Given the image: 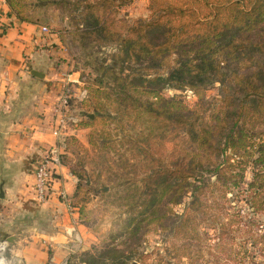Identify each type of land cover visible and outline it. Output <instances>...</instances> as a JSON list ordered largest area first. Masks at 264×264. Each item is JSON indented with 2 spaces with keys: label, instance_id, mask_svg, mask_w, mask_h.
<instances>
[{
  "label": "trees",
  "instance_id": "obj_1",
  "mask_svg": "<svg viewBox=\"0 0 264 264\" xmlns=\"http://www.w3.org/2000/svg\"><path fill=\"white\" fill-rule=\"evenodd\" d=\"M133 1L76 4L85 37L97 34L99 40L118 44L111 62L100 67L93 94L99 97L109 85L107 97L115 96L121 118L134 125L119 141L117 186L124 193L120 199L127 213L121 231L136 236L152 228L166 229L169 215H175V208L190 195L185 211L177 216L173 236L181 243L171 245V259L180 264L188 258L195 264L205 240L212 238L209 229L216 230L220 223L221 241L224 227L234 223L222 222L221 213L212 212L213 205H224L217 198L225 199L240 187L251 166L247 203L264 207V132H256L264 122V0H148L150 15L134 20L121 36L114 30V14ZM7 3L17 19L35 23L27 15L26 0ZM214 82H220L222 94L209 98L206 91ZM167 87L189 88L197 100L189 106L178 95L166 97ZM95 110L105 111V105L97 100ZM108 143L105 140L103 148ZM84 194L79 183L74 197ZM80 202L82 218L86 201ZM202 225L207 227L204 232ZM108 257L102 251L84 262L103 264ZM111 259L113 264H127Z\"/></svg>",
  "mask_w": 264,
  "mask_h": 264
},
{
  "label": "rangeland",
  "instance_id": "obj_2",
  "mask_svg": "<svg viewBox=\"0 0 264 264\" xmlns=\"http://www.w3.org/2000/svg\"><path fill=\"white\" fill-rule=\"evenodd\" d=\"M45 1L47 4L40 5L39 0H26L29 5L27 15L36 24L47 26L50 33L56 35L59 43L53 50V62L47 71L55 73L56 78L53 80L60 85L59 95L70 96L69 116L72 119H68V125L86 128L79 136L66 137L64 151L59 152L57 147H51L56 148L60 162L66 164L72 174L74 170L81 175L82 179L75 176L78 178L77 185L80 183L83 186L85 194L79 198L75 197V203L81 208L80 201H86L81 219L92 234L89 248L70 254L62 264H66L68 260L75 264H87L84 260H88L91 255L98 256L102 251H106L110 258L103 264H113L111 258L116 257L127 264H174L175 259H171V245L173 242L178 245L181 243L173 236L179 221L177 216L185 211L190 195L175 208V215H169L165 223L166 229L152 228L148 233L136 236L121 231V224L127 213L120 199L124 193L122 188L117 186V174L121 173L117 165L118 152L121 149L119 141L126 130L134 129V125L121 118L120 104L114 101L115 96L107 97V93L110 94L112 90L109 85V88L102 87L101 92L105 93L99 97L93 94L101 74L99 69L111 62V55L117 50L118 44L111 40H99L97 34L89 37L82 34L83 25L79 23L81 8L76 7L81 0ZM149 15L148 0H134L130 4L122 5L114 14V30L125 36L129 24ZM163 94L166 97L178 95L189 106L194 105L197 100L189 88L178 90L167 87ZM221 94L220 82L212 83L206 91L209 98H216ZM97 100L105 105V111L95 110ZM94 119V126H77L79 122ZM256 132H264V122L258 123ZM260 138L264 139L263 136ZM260 138L257 139L258 142H262ZM91 139L97 143V147L91 144ZM105 140L109 143L103 148ZM48 149L50 148H44L43 151ZM251 167L245 172V180L240 187L228 192L225 199L217 198L224 205L214 204L212 212L221 213L222 222L234 223L224 227L226 233L221 241L219 235L223 232L221 230H224L221 224H217L216 230L209 229L212 238L205 240L206 245L217 243L219 246H211L210 249L204 245L203 254L195 264H264V257L260 253L264 248V207L254 208L247 203V183L253 177ZM206 230L207 227L202 225L200 232ZM5 259L9 264L6 257ZM189 261L184 258L180 264H189Z\"/></svg>",
  "mask_w": 264,
  "mask_h": 264
},
{
  "label": "crops",
  "instance_id": "obj_3",
  "mask_svg": "<svg viewBox=\"0 0 264 264\" xmlns=\"http://www.w3.org/2000/svg\"><path fill=\"white\" fill-rule=\"evenodd\" d=\"M57 43L55 34L20 21L0 0V255L9 264H62L91 245L75 204L78 178L66 164L57 166L46 203L38 204L33 193L35 163L44 148L64 151L66 137L86 130L58 123L60 85L47 71Z\"/></svg>",
  "mask_w": 264,
  "mask_h": 264
},
{
  "label": "built area",
  "instance_id": "obj_4",
  "mask_svg": "<svg viewBox=\"0 0 264 264\" xmlns=\"http://www.w3.org/2000/svg\"><path fill=\"white\" fill-rule=\"evenodd\" d=\"M42 32L49 34L50 30L47 26H42ZM69 97L68 95H60L58 104L55 107V113L58 117V123L61 128L64 127L69 116ZM55 133H58L57 131ZM61 164L56 148L46 150L42 156L36 161L34 168V198L38 204L46 203L51 197L52 191L57 182V166ZM0 264H8L5 257L0 255Z\"/></svg>",
  "mask_w": 264,
  "mask_h": 264
},
{
  "label": "water",
  "instance_id": "obj_5",
  "mask_svg": "<svg viewBox=\"0 0 264 264\" xmlns=\"http://www.w3.org/2000/svg\"><path fill=\"white\" fill-rule=\"evenodd\" d=\"M32 73L35 74V75L38 76V77H41V78H44V77H45V74H44V73L39 72V71H37V70H33ZM92 117H93V116H92ZM2 191H3V190L1 189V192H2ZM0 197H3V194H0Z\"/></svg>",
  "mask_w": 264,
  "mask_h": 264
}]
</instances>
